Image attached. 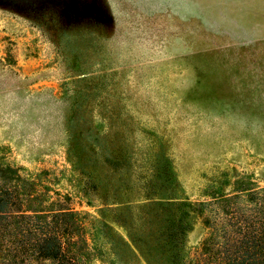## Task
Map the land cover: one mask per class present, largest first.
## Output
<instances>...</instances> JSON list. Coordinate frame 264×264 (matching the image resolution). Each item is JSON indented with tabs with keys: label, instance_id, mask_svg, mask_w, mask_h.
I'll use <instances>...</instances> for the list:
<instances>
[{
	"label": "rangeland",
	"instance_id": "374dc122",
	"mask_svg": "<svg viewBox=\"0 0 264 264\" xmlns=\"http://www.w3.org/2000/svg\"><path fill=\"white\" fill-rule=\"evenodd\" d=\"M242 174L264 186V0H0V184L103 221L126 261L84 264H150L133 228Z\"/></svg>",
	"mask_w": 264,
	"mask_h": 264
},
{
	"label": "trees",
	"instance_id": "16d2710c",
	"mask_svg": "<svg viewBox=\"0 0 264 264\" xmlns=\"http://www.w3.org/2000/svg\"><path fill=\"white\" fill-rule=\"evenodd\" d=\"M17 194L10 185L0 184V264H84L90 252L96 259L105 256L126 261L123 249L109 230H102L103 221L95 227L78 210L56 206L60 205L56 200L40 204L39 208L25 207L27 202ZM211 196L208 201H180L176 206L179 214L175 218L168 213L156 218L162 224L154 228L157 220L154 221L153 215L147 217L142 221L148 224L146 232L140 228L131 230L130 235L147 262L264 264V186L250 174H242L233 179L231 193ZM146 202L150 203L148 199ZM131 204L132 201H126L123 209ZM208 204L215 206L205 212ZM193 210L203 211L201 222L207 231L191 255L181 256L178 241L188 228L184 218ZM132 215H123L129 224L134 222ZM88 225L90 231L85 232ZM106 245L110 247L107 250Z\"/></svg>",
	"mask_w": 264,
	"mask_h": 264
}]
</instances>
